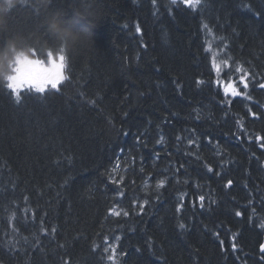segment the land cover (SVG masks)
<instances>
[{
	"label": "trees",
	"instance_id": "16d2710c",
	"mask_svg": "<svg viewBox=\"0 0 264 264\" xmlns=\"http://www.w3.org/2000/svg\"><path fill=\"white\" fill-rule=\"evenodd\" d=\"M56 11L94 37L0 85V264H264V0H24L0 43Z\"/></svg>",
	"mask_w": 264,
	"mask_h": 264
},
{
	"label": "clouds",
	"instance_id": "9594fccd",
	"mask_svg": "<svg viewBox=\"0 0 264 264\" xmlns=\"http://www.w3.org/2000/svg\"><path fill=\"white\" fill-rule=\"evenodd\" d=\"M22 3L24 0H0V33L7 31L8 16ZM33 3L37 8L47 9L50 0H33ZM42 27L43 37L39 32L30 38L12 35L0 43V85L10 82L9 77L15 75L14 68L25 58L32 60L37 55L47 57L49 52L54 55L61 49L66 55L85 50L93 41L96 23L78 11H74L71 19L56 11L44 17Z\"/></svg>",
	"mask_w": 264,
	"mask_h": 264
},
{
	"label": "snow or ice",
	"instance_id": "6c2138e0",
	"mask_svg": "<svg viewBox=\"0 0 264 264\" xmlns=\"http://www.w3.org/2000/svg\"><path fill=\"white\" fill-rule=\"evenodd\" d=\"M173 4L177 3V0H171ZM155 3V0H153ZM186 7L195 9L201 4V0H181ZM137 31H140L137 27ZM61 53L58 59L54 58L51 52L47 55V61L43 59H32L29 60L25 58L24 60L18 63V66L14 68L15 75L9 77V83L6 85L10 93L15 97L17 102H20L22 99V93L26 90L34 91L37 94H44L49 89L59 90L60 84L67 79L65 75L66 67V57L64 55L63 49L59 50ZM35 55V50H33ZM214 67L216 65L214 64ZM217 71L219 68L217 67ZM237 71H242V69H237ZM247 83L244 84V87L247 88ZM260 87L264 88V84H261ZM228 89L232 90L233 95H240V92L231 85H225V91ZM127 135V133H125ZM211 171V169H209ZM231 183V182H229ZM162 186V182H161ZM203 201V197L200 198ZM112 215L119 216L120 212L113 210ZM124 215L127 216L128 213L124 212ZM236 215H240L239 212ZM183 227V225H181ZM261 227H264V224H261ZM113 256H110L109 259L113 261V264H117L115 260V249H112Z\"/></svg>",
	"mask_w": 264,
	"mask_h": 264
},
{
	"label": "bare ground",
	"instance_id": "6f19581e",
	"mask_svg": "<svg viewBox=\"0 0 264 264\" xmlns=\"http://www.w3.org/2000/svg\"><path fill=\"white\" fill-rule=\"evenodd\" d=\"M219 42H221V41H219ZM221 43H223V42H221ZM146 135V134H145ZM152 135V134H151ZM149 144V143H148ZM119 145V144H118ZM204 148V147H203ZM155 149V148H154ZM119 150V149H118ZM221 155V154H220ZM122 162V161H121ZM124 163V162H123ZM136 166V165H135ZM8 253V252H7ZM14 256V255H13ZM1 259V258H0ZM14 263V262H13Z\"/></svg>",
	"mask_w": 264,
	"mask_h": 264
},
{
	"label": "rangeland",
	"instance_id": "374dc122",
	"mask_svg": "<svg viewBox=\"0 0 264 264\" xmlns=\"http://www.w3.org/2000/svg\"><path fill=\"white\" fill-rule=\"evenodd\" d=\"M47 58V57H46Z\"/></svg>",
	"mask_w": 264,
	"mask_h": 264
}]
</instances>
